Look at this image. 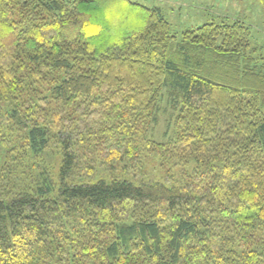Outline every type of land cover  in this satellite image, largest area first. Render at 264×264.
Returning <instances> with one entry per match:
<instances>
[{
  "label": "trees",
  "instance_id": "trees-1",
  "mask_svg": "<svg viewBox=\"0 0 264 264\" xmlns=\"http://www.w3.org/2000/svg\"><path fill=\"white\" fill-rule=\"evenodd\" d=\"M0 144V264H264V50L240 21L0 0Z\"/></svg>",
  "mask_w": 264,
  "mask_h": 264
},
{
  "label": "rangeland",
  "instance_id": "rangeland-1",
  "mask_svg": "<svg viewBox=\"0 0 264 264\" xmlns=\"http://www.w3.org/2000/svg\"><path fill=\"white\" fill-rule=\"evenodd\" d=\"M149 8L158 7L172 33L180 34L186 29L195 28L202 24L227 18L230 21H240L251 29L254 46L260 45L264 50V12L258 0H132ZM162 120H164L162 118ZM163 122L156 129L154 140H162ZM5 150L0 144V170L4 163ZM46 161L54 166L57 173L59 160L53 155H46ZM154 166V165H153ZM157 177L158 170L150 171Z\"/></svg>",
  "mask_w": 264,
  "mask_h": 264
}]
</instances>
